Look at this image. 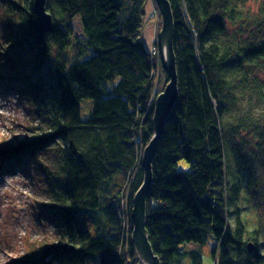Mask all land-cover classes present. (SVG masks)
I'll return each mask as SVG.
<instances>
[{
  "label": "trees",
  "instance_id": "16d2710c",
  "mask_svg": "<svg viewBox=\"0 0 264 264\" xmlns=\"http://www.w3.org/2000/svg\"><path fill=\"white\" fill-rule=\"evenodd\" d=\"M34 1L0 0V78L41 124L0 143V175L54 150L39 218L55 233L18 261L138 264L139 147L155 134L164 91L154 90L155 57L139 32L149 0H47L54 28L43 46ZM169 1L179 97L153 162L150 243L161 264H203L209 240L216 264H264V226L249 227L243 213L264 201L255 166L264 156V0ZM85 99L93 106L82 117Z\"/></svg>",
  "mask_w": 264,
  "mask_h": 264
},
{
  "label": "rangeland",
  "instance_id": "374dc122",
  "mask_svg": "<svg viewBox=\"0 0 264 264\" xmlns=\"http://www.w3.org/2000/svg\"><path fill=\"white\" fill-rule=\"evenodd\" d=\"M4 10H7V6L5 8L0 3V53L2 52L4 32L1 15ZM142 20L139 30L140 38L155 57L154 90L158 92L165 89L168 77L163 69V60L157 44L163 18L154 0H149ZM88 55L90 52L86 56ZM1 76L2 72L0 71ZM25 103L24 100H18L11 90L6 89L0 78V143H14L22 139L25 134L32 135L33 127L41 125H38L40 121L37 114L29 107L27 109ZM80 105L81 116L85 117L90 113L93 102L90 99H85L81 101ZM145 148L146 146L141 149L139 147L142 159ZM41 152L39 151L40 154H38L40 160L34 158L24 164L21 169L0 175V264H20L18 260H21L22 256L38 249L44 240L54 238L53 225L49 221H42L39 218V202L49 199L50 193L46 191L47 182L44 178V171L48 164L52 168L55 167L56 156L52 148L46 151L41 149ZM256 162L255 166L263 180L264 188V156H260ZM243 213L249 227L264 226V201L255 202L254 205L245 208ZM213 244V241L209 240L202 247L203 264L217 263L211 253ZM260 249L264 253V247ZM22 260L27 261L28 259ZM140 260L138 264H145L141 258Z\"/></svg>",
  "mask_w": 264,
  "mask_h": 264
},
{
  "label": "water",
  "instance_id": "95a60500",
  "mask_svg": "<svg viewBox=\"0 0 264 264\" xmlns=\"http://www.w3.org/2000/svg\"><path fill=\"white\" fill-rule=\"evenodd\" d=\"M163 18L162 29L159 33L158 45L162 56V66L168 77V83L155 102L154 131L155 134L146 146L142 164L144 181L133 200L132 220L134 230L133 244L139 257L145 264H161V259L155 254L149 240L147 230V197L153 185V162L158 150L159 141L165 131V125L178 101L177 60L174 51L175 19L169 0H154ZM47 0H35L34 11L36 19L32 22L35 38L40 46L45 44L47 35L54 28L53 15L47 10ZM250 249H254L253 246Z\"/></svg>",
  "mask_w": 264,
  "mask_h": 264
},
{
  "label": "bare ground",
  "instance_id": "6f19581e",
  "mask_svg": "<svg viewBox=\"0 0 264 264\" xmlns=\"http://www.w3.org/2000/svg\"><path fill=\"white\" fill-rule=\"evenodd\" d=\"M164 134V133H163Z\"/></svg>",
  "mask_w": 264,
  "mask_h": 264
}]
</instances>
